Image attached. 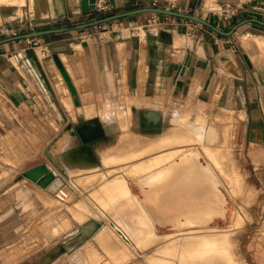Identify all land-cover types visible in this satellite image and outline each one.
<instances>
[{
  "label": "crops",
  "instance_id": "1",
  "mask_svg": "<svg viewBox=\"0 0 264 264\" xmlns=\"http://www.w3.org/2000/svg\"><path fill=\"white\" fill-rule=\"evenodd\" d=\"M42 1L43 3L39 0L33 9L26 3L1 2L0 38L11 35L10 27L20 25V18L34 23L35 29H39L70 26L89 20L93 13L79 10V0H64L66 14L54 19L51 18L55 12L53 2ZM115 1L116 5L112 11L132 8L130 5L136 2ZM172 1L174 4L170 3V6L182 3L181 0ZM158 2L164 5L161 0ZM210 4L208 6L210 9L237 4L236 7L241 11L242 7L240 3L229 1ZM188 5L189 0H185L183 8L186 9ZM150 13L128 15L129 27L125 34L120 31L106 33L100 31L101 29L94 31L88 26L36 36L44 44L37 46L42 49L41 56L37 52V47L30 46L27 38H16L0 43V152L3 150L1 140L6 125L12 124L16 129L22 128L23 107L26 105L36 108L38 104L47 102L55 109L56 107L66 109L70 114L71 109L77 112L78 105L92 111L93 107L90 108L85 103L120 101V88L123 87L128 88V100L135 103L162 100L169 102L172 98L190 92L197 98L196 101L202 98L231 107L237 114L244 112L242 118L236 114L240 125L237 130L239 144H245L249 157L253 152L259 154L261 172L264 176V49L253 38V34L264 37L263 25L247 22L238 28L250 27L243 32L244 34L240 35L236 29L232 34L226 35L202 24L195 36L188 37L180 30L185 17L160 13L161 23L144 25L141 20L148 18ZM256 17L262 18V12L256 14ZM212 22L223 29H228L232 25H226L223 20L215 19ZM96 25L94 27H97ZM141 25L145 26V33L143 32L145 40L142 39L138 28ZM27 30L26 27H20L19 33ZM245 41H248V44H244ZM77 42L82 46H76ZM13 55L15 62L11 59ZM200 95L209 96L212 100ZM65 103H69L70 106L65 107ZM5 104L14 110L10 122L8 121L10 118L3 110ZM74 114L70 116L72 121H75ZM77 114L78 117L92 118L84 113ZM98 114L99 111L96 116ZM100 126L105 132L104 125L101 123ZM48 148L49 145L45 150ZM70 154L88 155L87 157L96 160L92 150L81 144L71 146ZM33 165L27 166L24 170ZM24 177L13 180L10 185L16 183L14 185H18L19 191L25 192L24 189L30 186L25 187L23 185L25 181L17 183ZM133 177L136 178L128 177L129 184ZM62 179L60 174L57 175L56 179L49 183L48 191L54 190L57 186L55 181L60 183ZM8 187H5L1 194L9 192ZM137 189L138 191L133 190L139 192L138 185ZM36 193V190H28L25 196L18 198L37 199L39 196ZM34 208L16 207L12 209L14 212L10 208L1 212L0 264H87L88 261L82 253V245L87 237L77 221L76 224L72 221L70 227H65V232H68L60 236L65 239L63 243L60 242L63 239L59 237L56 242L50 240L53 242L36 248V241L32 239L33 242L30 243L34 246L32 251H24L23 239L30 231L34 235L33 231L39 229L37 224L26 223L23 219L26 211ZM166 225L169 224L157 222L156 229ZM12 245L14 248L23 246L22 254L17 251L16 255H9Z\"/></svg>",
  "mask_w": 264,
  "mask_h": 264
},
{
  "label": "rangeland",
  "instance_id": "2",
  "mask_svg": "<svg viewBox=\"0 0 264 264\" xmlns=\"http://www.w3.org/2000/svg\"><path fill=\"white\" fill-rule=\"evenodd\" d=\"M156 1H157V5H162V6L167 5L169 8H173V9H177L179 6H181L180 8L183 11H188V12L195 13L198 15L201 13L203 15V17H206V18L210 19L211 21L215 20V19L216 20H223V21H225V24L229 25V26L231 24H233L236 20H238L244 16H249V15L256 16V14H258L260 12H262V18H264V0H208V1L207 0H192V1L189 0V5L187 6L186 9L183 8V2H185V0H181L180 2H182V3H180V5H176L173 7L170 6V3L173 2L172 0H161V2L164 3V5L159 4V2H158L159 0H156ZM221 1H225V2L229 1L230 3H232V2L233 3L234 2L240 3L242 5V7H240L241 11H239V7L236 8L237 4H233L234 6H231V5L227 6L230 9L227 11H224V14H222L220 17L218 15V13L216 12V9H209L208 8L210 3H212V2L219 3ZM19 2H20L19 4H25V3L30 4L29 0H20ZM40 2L43 3V1H41V0H40ZM148 4H151L150 0H136V2L130 6L136 7V6H143V5H148ZM233 8H235L238 11V13H236V14L231 13ZM119 10H122V8ZM242 10H244V12ZM151 13H150V15H151ZM98 14L99 13H97V12L91 13L89 19L100 16ZM129 18L130 17H128V16H123L120 18L112 19L110 21L98 23L101 25L97 24L96 25L97 27H94L95 25H92L90 28L94 31L97 29H101L100 31H105L106 33H109V32L113 33V32L118 31V29H120L122 26L129 27V24H128L129 22H127L129 20ZM120 20H122V23H120ZM189 20H190L189 18H183V21H184L183 27L180 30L182 32H184L188 37L189 36L193 37L196 35V33L198 32L200 27L203 25H200V27H198L197 29L194 30V32H192L193 31L192 28L189 27V24H190ZM141 21L143 24L144 23L146 24L147 18H145L144 20H141ZM131 23L134 24L136 22H131ZM151 24H153V23H150L149 25H151ZM204 26H205V24H204ZM26 28L29 29L28 27H26ZM238 28H236V29L238 30V32L240 34V33L246 32V30L249 29L250 27L246 26L243 29H238ZM141 31H142V29H141ZM40 43H41V41H40ZM244 44H248V41H245ZM38 48L41 51H42V49H41V47H37V52H38L39 56H41L42 54L39 53ZM261 48L264 49V47H261ZM120 94H121V97L119 98L120 101H117V102H115V101H113V102L102 101V102H98V103H85L88 107H90V106L93 107V110L91 112L89 111L90 109L84 108L83 105L82 106L81 105L76 106V110L78 109L77 112H73L75 109H73V110L71 109L70 114H68L66 112L67 111L66 109L62 110V109H58V107H56V109H55V108H53L52 104H49L47 102H44V104H42V103L38 104L36 108H30V106L26 105L23 107L24 119L22 121V128L16 129L15 125H12V124L6 125V129L2 134L3 140H1L3 150L0 152V214H1V212L3 213L4 210H7L9 208L12 210V209H15L16 207H20V208L35 207L34 209L27 210L26 214L23 216V219L26 223L37 224V228H39L37 231H33L34 235H32V232L30 231L28 233V235L23 239L22 242H23V245L25 248L24 251H32L34 246L30 245V243L33 241H36V244H35L36 248L46 246V244L48 245V242H53V241L56 242L60 236H63L64 233L68 232V231L65 232L64 229H65V227H70V225L72 224V221L74 222V224H76L75 221H77L79 224H81L79 222V215H78V211L80 209L78 206H81V203L85 204V202L91 201V204L90 203L89 204L92 206L98 207V209L99 208L101 209L102 207L105 209L107 207L106 209L108 212L106 211V209H105V211L103 209V213H102V211L100 212L101 216H104V217L110 216V214L112 212H114L112 214H114L116 218H118L120 216V214L118 213L119 211L117 212V211H115V209L118 207L117 203L119 202V199L124 200V198H121L124 195L123 194L121 195V193L119 194L117 192V189H115L116 192L118 193V195L116 196L117 193H115L111 188H106V187H109L108 185H111L114 182L113 178H115V177L120 178L122 176H127V178H128L130 175L132 177V174H128L129 172L126 173L127 167H128V165L132 159H133L132 161H134V156L139 155L140 152L143 151V149L138 151L136 154L130 153L132 155V158H129L131 156L130 155L126 159L127 156H125L123 154V152L122 153L117 152L116 153L117 156H120L121 159L118 160V157L115 156V157H117L116 158L117 160L115 158H114L115 160L114 159L111 160V158H110V160L107 159V160H105L106 162L105 161L102 162L104 159L101 160L102 158L100 156V153L97 150V147L107 143L111 139V134L109 132H107L106 129L104 132L103 128L100 126V124L102 123L101 122L102 120L100 118L102 117V114H103L105 109L116 112V113L118 112V114H119V113H122V111L126 110L128 108V105H131L133 107V105H135L136 103L141 104V105L143 104V107H146V108H149L150 106H153L154 104L155 105L160 104L159 106L156 107V109H159L160 114L161 113L164 114L165 111L170 112V108H168V106L171 108H173L172 106H175L176 111L178 109L179 110L181 109V110L187 111L189 113L190 112L193 113L196 111V109H199L200 112L198 111L197 114L199 116L202 115L201 117H203V118L206 117L205 120L207 122L206 123L207 125H209L210 120L215 121L217 128L221 132V136H219L220 139H223V133H222L223 125H225L229 128L231 137H229L230 140L228 143H225V145H227V146L229 145V147H231L230 152H232V151H233V153L235 152L233 155L234 158L232 157L233 153H230L229 158H231V160L230 159L229 160H230V162H234V164L236 166L238 164V169H236L237 167L234 169H236L237 171L239 170L238 175L240 174L239 175L240 183L237 184L234 181L233 182L229 181V183H228L229 190L225 185H223V184L220 185L221 189L223 190V192L225 193L226 198H227L225 214H224V216H215L212 219L211 223L215 224L217 226L225 227V228H229V226L231 227L228 230H226V231H228L227 233H229L230 238H234V241L231 240L232 242L228 243L229 245H231L229 250H232L233 255L235 256V257H232L235 259L231 258L233 262L230 264H233V263L236 264V262H237V264H264V176L261 172V164H260L261 159L259 158L260 157L259 154L255 153V152H253L251 154V156L249 157L248 150H246V148H245V144H242V145L239 144L240 142H239V138L237 136V130L240 127V125H239V118L240 117L239 116H237L239 118L236 117L237 113L233 112V110H232L231 113L226 114V112H224V111L221 112L220 109H216L211 114L210 113L211 110L213 108H219V106H218L219 104L213 103L210 100L209 101L204 100L202 98H200L199 100L196 101L197 98H195V96L190 92L187 94L178 96L176 98H172L171 101H169V102H166L164 100L158 101V102L152 101V102H150V103H153L151 105H150V103H146V102H136L135 103V101L132 100L134 102V103H132V101H129L128 100L129 99V96H128L129 92H128L127 87L120 88ZM200 97H203L205 99L210 98L209 96L206 97V96H201V95H200ZM210 99L212 100V98H210ZM127 100L130 103H128ZM168 100H170V99H168ZM67 105L70 106L69 103H67V104L65 103V107H68ZM159 107H161V108H159ZM111 109H113V110H111ZM164 109H167V110L163 111ZM3 110L6 112L8 118H10L8 120L10 122V120L12 119L11 116H13V114H14V110H12L7 104H5L3 106ZM98 111H99V114L97 115L98 116L97 117L96 114ZM184 111H181V112H184ZM187 112H184V113L186 114ZM202 112H206V113H208V115L205 113H202ZM72 113H75L73 115V119H75V121H72L70 119V116L72 115ZM77 113H84V114L88 113L87 116H92V118H88V117L85 118V116L74 118V116L78 115ZM172 113H174V112H172ZM172 113L170 112L169 114L172 115ZM189 113H187V115ZM177 114L178 113L176 112V115ZM204 115H205V117H204ZM91 120L97 121L98 125L97 126H91L90 130L86 131L85 127L89 124L88 122ZM71 125L74 126L76 132L80 136V139L82 141L80 143L81 146H83V147L87 146L88 148H90L92 150L94 157L96 158V160L100 164V168L103 169V173L101 174L102 176L99 177V179L96 178V180H94V178H93V181L91 180L92 178H90L88 176L82 177L79 184H82L83 183L82 181H84V183L85 182L86 183L85 184L83 183L81 185V187L78 186V187L72 188V190L70 187H68V185L65 184V182L61 181L59 186L63 184L64 186H66L71 191L69 190V197L65 201L60 202L59 200H57V198L54 195V191H55L56 187L52 191H48V188H49L48 185L49 184H47L46 186L39 185V187L36 188V185H38V184H35V182H33L31 179H29L28 177L23 175V173H21V171H23L24 168H26L29 165H33V164L44 162V161H46V162L50 161V159H48V157H47V154L45 153V149H46L48 143L50 141H52L53 139L56 140V138H58L59 135H61V133H63V131H65ZM224 138H225V136H224ZM218 143H222V141L220 140ZM238 150H240V151H238ZM14 154L16 155V157ZM142 154H143V152L140 154V157H142V158L139 157L140 159H144L143 158L144 155H142ZM150 155L152 156V154L150 152H149V155L145 154V156H146L145 159L152 158V157H148ZM235 157H237L236 161H235ZM139 158L135 159V161H140ZM128 159H130V161ZM232 159H234V160L232 161ZM229 160H228V162H229ZM222 167L225 171L229 170V168H228L229 166L226 163L225 164L222 163ZM237 171L234 170L233 172L236 173ZM229 175H230V173H229ZM22 176H25L26 179H28V181H26V179L24 177L20 181H18L17 183H20L21 181H25V183L23 185L25 187H27L29 185L30 186V187H28L29 191L36 190V192L38 193V194L37 193L36 194L39 196V198H37V199H34L32 197L24 198V199L18 198V196H25L28 190H26L25 192H20L18 187H17L18 185H14L16 183L13 184L14 186L10 185V183H12L13 180L20 179ZM231 176L234 177L233 175H231ZM235 178H238V176H235ZM87 179H89L92 182H89ZM99 180H100L102 186L100 184H98V183H100ZM111 181H112V183H111ZM103 182H104V184H103ZM50 183H52V182H50ZM109 183H111V184H109ZM140 184H141L140 182H138V181L136 182L135 177H133L132 181L129 184L132 192L137 196H139L141 193V187H140L141 185ZM8 185H10V186L8 187ZM137 185L139 186V189H140L139 192H136V191H138ZM131 186L136 191H134ZM5 187H8L7 190H9V192L1 194L2 190ZM102 187H103V189H102ZM110 187H112V186H110ZM234 187L236 189H234ZM94 189H98V190H95V192H94ZM99 189L100 190L102 189L104 191V193H106V192L108 193V191L111 189V191H109L111 193V195H110L111 198L107 193H106L107 196H106V194L101 193L102 190L100 192ZM105 189H106V191H105ZM44 191H45V193H44ZM41 193H43L44 195H42ZM101 195H103L105 198L102 196L103 200L99 201L98 198L99 199L102 198ZM78 196L81 197V200H80V197H78ZM94 197H96V198H94ZM113 197L116 199H114ZM107 198H108V200H107ZM51 199L52 200L54 199V200L51 201ZM95 199L98 200L97 203H96L97 200L95 201ZM74 200H76V201H74ZM77 200L80 202L78 203ZM123 200H120V201L123 202ZM50 201H51L52 206H51V204L48 205L50 203ZM94 201H95V203H94ZM105 202L107 203L106 206L104 204ZM121 202H119V203H121ZM77 203H78V205H75ZM98 203L101 206L98 205ZM115 203H116V207L114 206ZM119 203H118V205H119ZM93 204H95V205H93ZM112 204H114V205H112ZM74 206H76V207H74ZM113 207H115V208H113ZM69 208H71L72 211ZM74 211H75V213H74ZM11 214H9V215H11ZM75 214H77V215L75 216ZM68 220H69V222H68ZM238 220H239V222H237ZM156 223L157 222H154V225H155L154 230L158 233H163V232L168 233L177 227V225H175L169 221H166L164 223H167L169 225L159 226L158 230H157L156 229ZM74 224L72 226H74ZM80 228H81V225H80ZM186 230L187 229H185V231ZM100 233H102V231L98 232V234H95V235L91 234L88 237H87V234L85 233L87 240H85V242L82 245V253L85 255V259H87V261H88L87 264H169L162 257L168 258L170 261H172V264H196V263H198L197 262L198 257L201 258V256L198 254L199 253L198 251L201 250L202 247H204L203 245H206L205 243L204 244L202 243V240L198 239L199 237H197V236H200V234L196 233V232L191 233V235H193V237L195 235L194 238L195 239L197 238L196 241L199 240L198 243L195 240H194L195 241L194 243H193V240L190 243V240L192 239V236L190 235V233H189V235L187 233H183L184 236L186 235V237L187 236L191 237V239L189 238L190 240H187L190 243V244H188L189 246H187V244H185V241L183 243L184 236L182 238L180 237L181 241L179 240V242L180 243L182 242V245H181L177 240L178 238L159 240L160 242H158L157 241L158 239H156L157 242H155V239L149 237L150 235L148 236L147 233L146 234L143 233L144 235L141 234V237L139 239H138V237L140 236V234L137 238L133 237L131 239V243H129L128 245H126V246L120 245L119 247H121V248L119 249L120 251H119V255H118L117 245L122 243V242L115 243L114 247L113 246H112L113 248L110 247L111 251H109L108 247L111 246L110 244L112 242L110 241V243H109L107 240H103V239L99 238L98 236L100 235ZM72 234H74V232H72ZM32 236H34V238ZM204 236L205 235H201L200 237H204ZM188 237H187V239H188ZM150 238L153 240L151 241ZM156 238H158V237H156ZM32 239H35V240L32 241ZM60 239H63V238L60 237ZM50 240H53V241H50ZM63 241H65V239L60 240V242H62V243H63ZM183 244L185 245V247L183 246ZM228 244H226V245H228ZM215 245H217V244H215ZM13 246L14 245L11 246L12 250L10 251L9 255L14 256L18 253L22 254L23 246H21L20 248L19 247L14 248ZM183 247H184V249H183ZM181 248L183 249V252L186 250L189 251V249H190L189 252H191V249H193L196 252L195 249H198V251H197L198 253L195 254V253H193V250H192L191 254L190 253L187 254V252H186L182 258L181 254L183 252H182ZM185 248H187V249L185 250ZM220 248H221V246H220ZM114 250H115V252H114ZM17 251H18V253H17ZM116 252H117V254H116ZM173 253H175V255ZM179 253L181 256L178 255ZM228 253L231 254V251H229ZM112 254H114V256H112ZM115 254L117 255L116 258H115ZM170 255H172V256H170ZM177 255H178V257H177ZM173 256H175V258ZM218 256H222V260L224 263L231 262V261H229V257L226 255V252H220V253H218ZM207 258H209V257H207ZM234 260H235V262H234ZM95 262H97V263H95ZM163 262H165V263H163ZM206 263L216 264L213 262H206Z\"/></svg>",
  "mask_w": 264,
  "mask_h": 264
},
{
  "label": "bare ground",
  "instance_id": "3",
  "mask_svg": "<svg viewBox=\"0 0 264 264\" xmlns=\"http://www.w3.org/2000/svg\"><path fill=\"white\" fill-rule=\"evenodd\" d=\"M19 1L20 0H0V3H16ZM29 2L30 8L33 9L37 6V2H39V0H29ZM39 5L41 6V3ZM138 28H140V31L141 29L143 32L145 31L144 25H141ZM127 30V26H122L120 29H118V31L124 34L125 32L127 33ZM142 31V39L145 40V32L143 33ZM176 36L178 40V32ZM253 38H255L256 42L261 47H264L263 36L253 34ZM75 45L79 47L82 46L80 42H77ZM38 51L40 54H42V51L39 48ZM64 56L65 55L63 54V57ZM14 58L15 57L13 55L11 57L13 62H15ZM129 101L128 103H130ZM132 103L134 102L132 101ZM157 106L159 105L154 104L153 106L146 108L143 107V104L141 105L136 103L135 105H133V107L131 105H128V108L119 114L118 112L116 113L105 109L102 117H99L102 120L101 122L104 125L106 131L111 134V139L107 143L97 147V150L102 158L101 160L104 159L102 162L107 159L110 160V158L111 160L114 158L116 159L117 157L118 160L121 159L120 156H117V152H123V154L127 156V159L131 154H136L138 151L143 149L142 155H144V159H140L142 158L140 157V154L142 152H140L139 155H133L134 161H132L133 159L131 160L126 170V173L129 172L128 174L136 176V181L141 183V193L139 196H137L132 192L127 176L113 178L114 182L112 183L111 181L112 184L109 183L111 185H108L109 187L106 188H111L115 193L118 192L119 194L121 193V195H124L123 197H121L124 198V200L119 199V202H121L120 200H123V202H121L122 204L117 201L118 199L116 200L119 205L116 202L118 207L115 209V211H119L118 213L120 214V216L116 218L115 215L112 214L114 212H110L112 214L111 215L109 213L110 216H101L100 212L102 211L103 213L104 208L102 207L101 209H98V207L90 205L91 201H87L85 202V204L81 203V206H78L80 208H78V215L79 222L81 223V229L87 234V237L91 234L95 235L98 234V232L102 231V233H100L98 237L103 240H107L109 243L110 241L112 242L110 244L111 246L108 247L109 251H111V248L114 247L115 243L122 242L117 245L118 255L120 251L119 249L121 248L119 246L128 245L129 243H131V239L133 237L137 238L139 234L140 236L138 237V239L141 237V234L144 235L143 233H147L148 236L150 235L149 237L155 239V242H160L159 240L170 238H178L177 240L179 242V240L184 236L183 233H187L188 235L190 233L191 235V233L196 232L199 233L200 236L205 235L204 237H197H199V240H202L203 244H206L203 245L205 248L202 247V249L199 251L198 249H195V252L193 249H191V252L192 250L195 254L199 252L198 254L201 256V258L198 257V263L196 264H208L206 262H213L216 264H230L233 262L232 259H235L232 257L235 256L233 255V251L229 250L231 245H229L228 243L234 241V238H230L229 233H227L228 231L226 230L231 227L229 226V228H225L211 223L212 219L215 216H224L225 214L227 198L220 185H225L229 190V181H234L237 184L240 183V174L238 175L239 170H236L238 169V164L236 166L234 162H230L231 158H229L230 153H233V151L230 152L231 147H229V145H225V143H228L230 140V130L227 126L223 125V139H220L219 136H221V132L217 128L215 121L210 120L209 125H207L205 115V118H203L201 117L202 115L199 116L197 114L199 109H196V111L194 110L195 112L193 113H189L180 109L181 111L189 113L187 115V113L185 114L184 112H181L178 108V110L176 111L175 106H172L173 108L168 106V108H170V112L175 113H172V115H170V112L165 111L167 109L163 110L165 111L164 114H160L159 109H156ZM218 106L219 108H213L210 113L212 114L216 109H220L221 112L224 111L226 112V114L231 113V111L233 110L231 109V107H227L225 105L219 104ZM176 112L178 113L177 115ZM202 113L208 115V113L206 112ZM238 116L240 118L244 117V112H239ZM77 117V115L74 116V118ZM88 123L89 124L85 127L86 131L90 130L91 126L98 125L97 121L91 120ZM220 140L222 141V143H218ZM81 142L82 141L80 139V136L76 132L75 128L73 126H70L65 131H63V133H61V135H59L56 140L53 139L52 141H50L48 143L49 148L45 150L48 159H50V161L46 162L47 166L53 169L57 175L60 174L63 178L62 182H65V184L68 185L71 190L72 188L78 186L81 187V185L84 183V181H82L83 183L81 182L82 184H79L82 177L88 176L92 178L91 180L93 181V178L94 180H96V178L99 179V177H101V174L103 173V169L100 168V164L97 160H93L92 158L87 157L88 155L72 156L70 154L71 146H78ZM149 152L152 154V156L150 155L148 157L152 158L145 159V154L149 155ZM234 153L232 154V157ZM129 158H132V155ZM137 158H139L140 161H135V159ZM236 158L237 157H235V161ZM128 160L130 161V159ZM233 160L234 159H232V161ZM222 163H226L229 166L228 171H225L223 169ZM234 170L237 172H233ZM231 175H233L234 177H232ZM235 176H238V178H235ZM87 180L89 182H92L89 179ZM55 182L57 183V188L60 183H58V181ZM55 182L53 184H55ZM35 184L38 183L35 182ZM98 184L101 185V182ZM110 186H112L113 188ZM38 187L39 184L36 185V188ZM235 187L234 189H236ZM111 189L109 191H111ZM115 189H117V192ZM24 190L26 191L28 190V188ZM95 190L98 189H94V192ZM109 191L108 193H106L110 196L111 193ZM101 193H104V191L102 190ZM118 193L116 194V196L118 195ZM41 194L44 195L43 193ZM103 195H101V197ZM103 197L100 199L98 198V200H103ZM53 200L51 199V201ZM96 200L97 199H95V201ZM98 200L96 201V203L98 202ZM51 201L49 204H47L50 205ZM79 202L80 201H78V203ZM78 203L75 205H78ZM116 203L115 205H112L116 207ZM104 204L106 206L107 203L105 202ZM98 205L100 204L98 203ZM76 215L77 214H75V216ZM166 221L177 225V227L175 226L176 228L168 233H158L154 230V222L164 223ZM237 222H239V220ZM185 229L187 230L185 231ZM191 236L192 239L188 236L187 239L186 235L183 238V243L185 241V244H187V246H189L188 244H190L192 240L194 243L197 239L194 238L195 235L194 237L193 235ZM153 239H151V241ZM156 239L158 240L156 241ZM187 240H190V243ZM199 240L196 242L198 243ZM180 244L182 245V242ZM183 246L185 247L184 244ZM186 249L187 248H185V250ZM189 251H184L181 254L182 258L186 252L187 254H191V252ZM229 251H231V254L228 253ZM220 252H226V255L229 257V261L231 262L224 263L222 260V256H218V253ZM175 253L173 254L175 255ZM180 253L178 254L179 256H181ZM116 254L115 258L117 256ZM112 256H114V254H112ZM206 256L209 258H207ZM173 257L175 258V256ZM162 258H164L169 264H172V261H170L168 258Z\"/></svg>",
  "mask_w": 264,
  "mask_h": 264
},
{
  "label": "water",
  "instance_id": "4",
  "mask_svg": "<svg viewBox=\"0 0 264 264\" xmlns=\"http://www.w3.org/2000/svg\"><path fill=\"white\" fill-rule=\"evenodd\" d=\"M49 1L53 2L54 9H55V12L52 13L51 18H54V19L61 18L66 14L64 0H49ZM109 1L114 6L116 5L115 0H109ZM94 2L95 0H79V6H80L79 10H82L83 12H91L94 8ZM141 12H155V13L178 15L181 17L189 18L191 20L198 21L212 28L216 32H219L221 34H226V35L232 34L236 28H238L239 26L247 22H255V23H258L264 26V19L251 15V16H244L236 20L228 29H223L220 26L216 25L214 22H212L210 19L203 17L201 15L191 13L188 11L167 8L165 6L148 4V5H143V6L132 7V8L125 9V10L112 11V12L100 15L98 17H95L89 20L76 23L70 26H57V27L27 30L24 32H20L17 34H13V35L0 38V43L8 41V40L16 39V38L36 37V36H40L42 34L53 32V31H63V30H68V29H73V28H84V27L96 25L101 22L110 21L112 19L132 15V14H137ZM22 173L23 175H25L32 181L37 182L41 186H46L51 181L55 180L57 177V174L55 173V171L49 168L47 164L44 162L37 163L25 169Z\"/></svg>",
  "mask_w": 264,
  "mask_h": 264
},
{
  "label": "built area",
  "instance_id": "5",
  "mask_svg": "<svg viewBox=\"0 0 264 264\" xmlns=\"http://www.w3.org/2000/svg\"><path fill=\"white\" fill-rule=\"evenodd\" d=\"M151 5H157V1L152 0ZM164 6L169 8L167 5H164ZM171 6H173V5H171ZM113 8H114V5L109 0H95L94 8L91 12H97V13H99V15H103V14H106V13L112 11ZM215 9H216V12L218 13V15L221 17V15L224 14V11H227L230 8H228L227 6H225V7L218 6ZM177 10H181V8L178 7ZM231 13L236 14V13H238V11L235 8H233ZM199 15L203 16L201 13ZM161 22H162V19L160 17V13L152 12L151 15L147 18L146 24H148V23L149 24L150 23H156V24L158 23L159 24ZM19 23H20V25H18V26H11L10 27L9 32L11 33V35L17 34L19 32L20 27H28L29 28L28 30L35 29L34 23H32L30 21H26L23 18H20ZM120 23H122V20H120ZM189 23H190L189 27L192 28V30H193L192 32H194L195 29H197L198 27H200V25H202L198 21L191 20V19L189 20ZM27 42L34 48H36L37 46H40V45L41 46L44 45L42 42L40 43V39L38 37H29V38H27ZM54 195L57 198V200L65 201L69 196V190L66 186L61 185L55 189Z\"/></svg>",
  "mask_w": 264,
  "mask_h": 264
}]
</instances>
